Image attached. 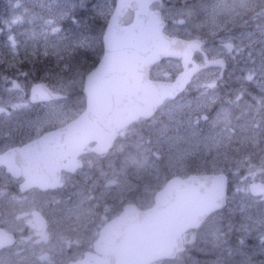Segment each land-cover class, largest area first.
<instances>
[{"label": "rangeland", "instance_id": "obj_1", "mask_svg": "<svg viewBox=\"0 0 264 264\" xmlns=\"http://www.w3.org/2000/svg\"><path fill=\"white\" fill-rule=\"evenodd\" d=\"M83 4L106 21L114 0H0V149L8 142L30 140L62 125L83 108L81 66L88 55L96 54L101 42L97 31L70 19ZM168 5L167 16L172 18L168 32L185 37H212L214 41L217 31L240 22L242 28L223 33L206 48L212 56H227L229 65L198 73L181 95L165 101L151 119L122 130L116 147L122 155L118 167L114 160L89 159L99 170L104 194L113 192L121 203L134 194L143 206L151 204L154 192L171 175L228 173L225 209L185 235L187 248L176 259L156 264H216L219 255L212 256L223 250L227 261L241 256L242 264H264V0ZM24 57L30 61L29 69V64L18 66ZM44 57H50L49 63L42 62ZM240 60H252L251 65L240 67L261 96L241 93L245 74L230 76ZM179 69L178 60L165 59L155 65L152 75L172 77ZM36 81L68 97L33 110L28 93ZM223 84L231 88L222 89ZM90 174L88 168L85 175ZM252 183L257 186L255 193L250 189ZM77 191L72 192L70 204L83 207L84 190ZM3 201L10 203L7 197ZM235 212L246 222H233L230 217ZM224 215L228 218L223 223ZM73 216L84 218L80 212ZM233 232L239 245L227 241ZM247 238L251 242H244Z\"/></svg>", "mask_w": 264, "mask_h": 264}, {"label": "water", "instance_id": "obj_2", "mask_svg": "<svg viewBox=\"0 0 264 264\" xmlns=\"http://www.w3.org/2000/svg\"><path fill=\"white\" fill-rule=\"evenodd\" d=\"M154 1L115 0L102 34V54L83 76L84 108L25 147L49 141L40 151L49 155L57 154L58 147H67L74 170L75 157L87 144L95 142L96 152H106L123 128L140 117L150 118L164 100L181 93L194 74L223 64V58L197 64L195 52L206 54L203 41L167 34L160 10L151 8ZM162 58L180 59L181 70L172 80L149 77L150 66ZM59 96L42 82L30 87L31 102ZM34 149L38 152L37 146ZM21 150L12 147L0 153V164L14 175ZM227 184L224 172L170 177L155 192L150 207L126 204L100 228L94 251L70 264H151L173 258L185 249L182 234L225 206ZM251 189L256 192L257 187L251 184Z\"/></svg>", "mask_w": 264, "mask_h": 264}, {"label": "flooded vegetation", "instance_id": "obj_3", "mask_svg": "<svg viewBox=\"0 0 264 264\" xmlns=\"http://www.w3.org/2000/svg\"><path fill=\"white\" fill-rule=\"evenodd\" d=\"M155 1L153 8L161 10L166 22L165 30L168 32L172 18L167 16V3L169 7L172 2L195 3L202 0ZM215 1L211 0L213 3ZM242 27L240 22L234 26L227 24L217 31L214 41H210L212 37H191L201 38L208 47L223 33L236 32ZM169 34L181 35L176 31ZM223 44L230 49L234 48L230 42ZM207 57H212L208 51L206 56L199 52L193 56L199 63H203ZM223 57L226 59L225 64H229L228 57ZM243 60L240 62H246ZM152 71L151 68V75ZM164 75H168L167 79L172 78L167 73ZM159 77L155 75L154 78ZM63 95L58 99L31 103L32 109L38 110L43 105L55 101L61 103L68 97L66 93ZM29 142L31 141L8 142L6 147L0 149V152L14 146L22 149L17 157L16 175L11 174L5 165H0V170L3 171V176L0 177V264H70L82 258L86 251L93 250V241L105 222L118 215L126 202H137L138 198L131 194L121 203L113 192L104 194L102 180L98 175L99 170L92 163L93 160L89 159L95 157L102 162L114 160L118 167L120 159V154L116 150L119 146L118 141H114L106 153L96 152L92 148L94 143H89L75 157V163L78 165L76 164L74 170L71 169L73 156L67 147H58V153L55 155L40 154L49 141L25 147ZM36 146L38 152L34 149ZM101 167L105 168L106 165ZM88 168L92 174L86 176ZM98 179L100 183L96 184ZM115 182L112 180L110 184L114 185ZM77 189L84 190L83 207L70 204L71 194L78 192ZM4 197L10 201L9 204H3ZM139 206L146 207L140 204ZM77 212L82 213L84 218L76 219L73 215Z\"/></svg>", "mask_w": 264, "mask_h": 264}, {"label": "trees", "instance_id": "obj_4", "mask_svg": "<svg viewBox=\"0 0 264 264\" xmlns=\"http://www.w3.org/2000/svg\"><path fill=\"white\" fill-rule=\"evenodd\" d=\"M76 19L77 22L81 23L83 25V27L86 28H90L93 32L97 31V35L98 38L100 39V32L102 31L103 25H104V19L102 17H100L94 10L90 9L89 5L87 4H83L80 5L77 9L76 12H74V14L70 17ZM100 42H98V46L96 49V52H100ZM82 53V52H81ZM50 57H44L42 59L43 63H49ZM96 61V57L94 55H88V60L87 62L81 66V70L80 73L81 75L87 71L90 67H92L94 65ZM18 66L24 67L29 64L28 67H26L27 69H29L30 67V61L28 59H26L25 57L22 59V61L18 63ZM35 69V67H34ZM81 79V76H80ZM246 84L248 85V87H246V91L248 93H254V92H259V89L256 87V84L251 83L250 80L246 81ZM228 216L224 215L222 218V222L224 223L227 220ZM230 219L233 220V222H235L236 220H241V218L239 217V213L235 212V214H232ZM236 243V238H232L231 242ZM160 263V262H158ZM229 264H240V260L237 261H233L231 260V262Z\"/></svg>", "mask_w": 264, "mask_h": 264}]
</instances>
